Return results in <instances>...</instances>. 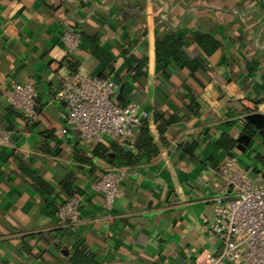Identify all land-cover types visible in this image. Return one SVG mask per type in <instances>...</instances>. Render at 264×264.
<instances>
[{
  "label": "crops",
  "instance_id": "crops-1",
  "mask_svg": "<svg viewBox=\"0 0 264 264\" xmlns=\"http://www.w3.org/2000/svg\"><path fill=\"white\" fill-rule=\"evenodd\" d=\"M63 30L83 36L74 67ZM172 31L191 54L198 35L219 42L201 54L195 77L180 63L157 62L155 39ZM78 69L114 79L117 100L147 112L155 153L135 147L140 128L117 140L139 156L134 165L109 161L117 153L106 136L105 158L94 153L97 141L78 138L52 101ZM14 81L36 85L38 117L27 122L0 95V127L15 144L0 147V264H71L77 248L92 264H202L219 249L203 229L211 198L230 193L215 178L220 162L233 153L264 184V0H0V93ZM223 138L235 145H219ZM113 166L128 173L105 211L91 186ZM75 194L81 220L61 226L54 210Z\"/></svg>",
  "mask_w": 264,
  "mask_h": 264
},
{
  "label": "built area",
  "instance_id": "built-area-1",
  "mask_svg": "<svg viewBox=\"0 0 264 264\" xmlns=\"http://www.w3.org/2000/svg\"><path fill=\"white\" fill-rule=\"evenodd\" d=\"M60 43L67 56H75L81 35L63 30ZM116 88L112 78L70 70L53 91L52 101L62 105L66 122L79 139L100 141L106 136L124 142L133 136L135 128L146 125L148 114L135 102L118 104ZM0 95L27 122L37 119L39 94L33 82H11ZM4 146L15 144L12 131L0 127V147ZM127 173L125 166H113L92 183L91 189L102 196L105 211L112 210ZM215 178L230 193L211 198L213 217L205 219L203 229L208 239L218 242L219 249L202 264H264V184L240 169L233 153L220 162ZM83 203L79 194L59 203L54 210L58 223L64 227L78 224Z\"/></svg>",
  "mask_w": 264,
  "mask_h": 264
},
{
  "label": "trees",
  "instance_id": "trees-1",
  "mask_svg": "<svg viewBox=\"0 0 264 264\" xmlns=\"http://www.w3.org/2000/svg\"><path fill=\"white\" fill-rule=\"evenodd\" d=\"M83 39V36H81ZM194 42L196 44V48L193 54L187 52L185 40L178 35L176 32H166L163 35H157L155 39V56L156 60L159 63L164 65H171L176 63H180L182 67L187 68L193 77H195V72L202 69L204 66V60L201 58V54L203 55H210L219 47V42L211 35L203 34L198 35L194 38ZM68 62L74 67L75 63L72 56L68 57ZM144 66V62L142 61H135V65L133 67L134 74L139 76L142 74V68ZM6 102V101H5ZM118 104H121L120 101L116 100ZM192 103V102H191ZM6 104L11 107L7 102ZM124 105V104H121ZM12 108V107H11ZM192 108V105L189 106ZM15 110V109H14ZM21 115V114H20ZM155 119H159L158 116H155ZM164 124V126H166ZM164 128H159L162 131ZM140 136L135 140L134 145L135 147L141 151H146L147 153H155L157 148L153 143V138L148 133V128L146 125L140 127ZM109 138V137H108ZM110 147L117 153L115 158L109 159L110 162H114L115 160L121 161L123 165H134L138 162L139 156L132 155L131 153L125 152L121 146L117 143L116 139L110 138ZM105 137L97 141V145L94 149L95 155L105 158L107 146L103 144ZM218 144L226 147L231 148L235 145V140L223 138L222 140L218 141ZM189 147L190 150H193L194 145ZM264 163V160H263ZM31 177L37 181L41 186L44 183L40 180V178L31 174ZM63 187L67 188L70 191V183L62 182ZM49 190V189H48ZM70 193H72L70 191ZM61 203V202H60ZM69 261L71 264H92L93 261L89 257V254L86 252L84 248H77L73 251V253L69 257Z\"/></svg>",
  "mask_w": 264,
  "mask_h": 264
},
{
  "label": "water",
  "instance_id": "water-1",
  "mask_svg": "<svg viewBox=\"0 0 264 264\" xmlns=\"http://www.w3.org/2000/svg\"><path fill=\"white\" fill-rule=\"evenodd\" d=\"M122 147L124 150H127V151H130L132 149V147L127 144H123Z\"/></svg>",
  "mask_w": 264,
  "mask_h": 264
}]
</instances>
